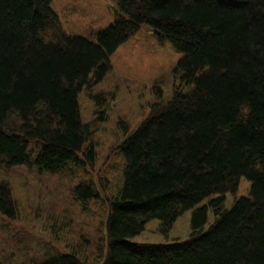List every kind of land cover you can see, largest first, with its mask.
<instances>
[{
    "label": "trees",
    "instance_id": "1",
    "mask_svg": "<svg viewBox=\"0 0 264 264\" xmlns=\"http://www.w3.org/2000/svg\"><path fill=\"white\" fill-rule=\"evenodd\" d=\"M112 1L117 18L93 42L62 33L52 0H0V167L67 176L91 167L93 131L78 97L146 25L183 55L174 70L183 89L120 142L122 180L108 201L101 264H264V0ZM241 179L249 196L224 210ZM88 183L71 190L81 211L100 199ZM187 211V241L132 242L152 220L166 235ZM0 214H17L6 184ZM70 248L40 264H89L81 247Z\"/></svg>",
    "mask_w": 264,
    "mask_h": 264
},
{
    "label": "rangeland",
    "instance_id": "2",
    "mask_svg": "<svg viewBox=\"0 0 264 264\" xmlns=\"http://www.w3.org/2000/svg\"><path fill=\"white\" fill-rule=\"evenodd\" d=\"M63 31L93 41L95 33L115 21L112 0H53ZM183 55L169 44L160 43L146 25L120 46L110 57L111 70L94 91H102L105 105L103 123L97 119L91 99L93 92L80 95L82 121L89 126L96 149V162L87 169L48 176L33 167L0 170V184L9 183L18 209L13 221L0 216V264H40L51 254H64L70 247H81L79 256L89 264H101L106 245L105 222L108 201L122 180V159L118 145L129 130L151 112L153 105L163 106L177 88L173 68ZM161 82V92L152 88ZM128 125L127 130L123 125ZM92 183L100 199L81 211L69 195L78 182ZM88 183V184H89ZM249 183L242 179L236 195L227 194L223 209L237 197L248 196ZM206 203V202H204ZM202 203V204H204ZM191 211L173 223L167 235H161L159 222L147 223L146 230L132 239L150 245L184 242L190 235ZM213 222L208 214L204 230Z\"/></svg>",
    "mask_w": 264,
    "mask_h": 264
}]
</instances>
